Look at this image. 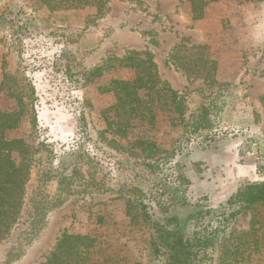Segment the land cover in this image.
<instances>
[{"label": "rangeland", "instance_id": "rangeland-1", "mask_svg": "<svg viewBox=\"0 0 264 264\" xmlns=\"http://www.w3.org/2000/svg\"><path fill=\"white\" fill-rule=\"evenodd\" d=\"M44 1L0 0V11L5 13L0 21V110L16 108L2 81L26 74L36 90L35 132L39 138L58 155L75 147L86 124L90 139L84 140L85 147L99 160L101 175L112 190L74 196L49 211L45 229L13 264H38L62 232L96 236L118 259L149 263L147 228L126 214L125 198L116 190L123 182L140 187L133 168L141 158L136 149L127 146V138L106 129L104 115L115 118L106 111L114 98L98 89L112 77L128 78L133 72L115 68L93 82L71 84L60 70L66 41L71 51L75 47L87 50L83 64L88 69L131 50H150L160 77L184 98L185 120L192 109L225 86H229L231 98L245 95L247 102L244 98L235 101L234 110L228 107L231 111L220 117L224 123H219L210 143L190 141L175 155L167 174L178 171L189 180L186 195L190 204L171 207L169 216L184 218L203 201L217 207L241 183L264 180L249 142L264 135V0H203L200 19L191 17L188 0H102L101 17L96 16L97 0H68L55 10L48 9ZM149 28L155 31L157 46L151 45L143 32ZM74 36L78 41L71 43ZM181 40L205 46L207 57L216 62L214 85H207L202 77L188 78L167 62L169 50ZM250 109L257 112L258 123L240 124L241 117L245 122L250 120ZM166 115V111H158L156 128L147 132L169 148L180 139L182 128L171 126ZM138 126L132 131L142 135ZM29 132L24 121L9 134L27 137ZM29 161L31 175L21 214L9 236L0 241V259L26 228L27 199L36 187L42 154L35 153ZM49 190L54 191V184ZM154 213L156 219L162 218L158 209ZM232 229L233 234L252 243L242 264H264V207L239 216ZM218 254L209 253L202 264H219Z\"/></svg>", "mask_w": 264, "mask_h": 264}, {"label": "trees", "instance_id": "trees-1", "mask_svg": "<svg viewBox=\"0 0 264 264\" xmlns=\"http://www.w3.org/2000/svg\"><path fill=\"white\" fill-rule=\"evenodd\" d=\"M67 1L44 2L48 9L55 10ZM188 1L191 17L202 18L205 2ZM103 5L102 0H97V17L102 16ZM4 14V11H0V21H4ZM143 32L149 36L151 45L159 44L152 28ZM77 41V36L70 40L71 43ZM69 44L66 41L61 52L60 70L71 84L93 82L115 68H126L133 72L128 78L112 77L98 89L100 93H111L114 98L106 111H111L115 118L107 119L104 115L106 129L127 138V146L136 149V154L141 158L133 168L135 176L139 177L140 187L123 182L116 190L125 198L126 214L130 215L131 220H141L147 228V264H202L212 252L219 253V264H242L250 255L249 251L246 254L245 251L252 243H246L240 235L233 234L232 227L239 216L264 207V180L241 183L217 207L209 206L204 201L198 202L184 218H178L168 213L173 206L190 204L186 195L189 180L183 173L177 171L171 176L167 170L175 155L190 141L210 143L217 134L219 123H224L220 117L231 111L230 107L234 110L235 101L244 98L243 101L247 102L245 95L240 93L231 98L229 86H225V90H219L192 109L185 120V100L160 77L150 50H131L88 69L83 64L87 50L75 47L71 51ZM204 49L202 44L178 41L169 50L167 62L188 78L202 77L207 85H214L216 62L207 57ZM1 86L7 90L8 96L15 99L16 108L0 110V241L9 236L20 217L26 184L31 175L29 160L37 152L42 154L36 187L27 199L26 228L0 259V264H13L23 257L45 229L49 211L62 206L74 196L100 194L112 189L107 187L105 177L101 175L99 160L85 147V141L90 139L86 124L75 147L57 155L35 132L37 95L31 79L24 73L16 75V78L9 76ZM261 106L264 120V98L261 99ZM225 107L229 108L226 110ZM158 111L167 112L171 126L182 128L180 139H176L172 147H163L162 141L147 132L156 128ZM248 117L249 121L245 122L241 117L239 123L248 126L259 121L254 109L249 110ZM24 121L30 126L29 135L10 136L9 133ZM139 124L142 135L132 131ZM249 142L250 147L254 146L259 161L257 169L264 175V135H257ZM51 184H54L53 192L49 190ZM133 190L138 194H134ZM156 209L161 212V219H156ZM107 248L96 236L62 232L38 264H141L118 259Z\"/></svg>", "mask_w": 264, "mask_h": 264}]
</instances>
